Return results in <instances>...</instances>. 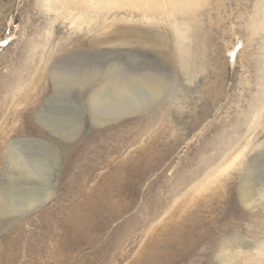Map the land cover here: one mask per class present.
Masks as SVG:
<instances>
[{
    "label": "rangeland",
    "instance_id": "obj_1",
    "mask_svg": "<svg viewBox=\"0 0 264 264\" xmlns=\"http://www.w3.org/2000/svg\"><path fill=\"white\" fill-rule=\"evenodd\" d=\"M252 1L223 0L219 11L203 7L184 42L201 54L194 63L178 49L171 17L142 20L137 10L131 17L122 8L77 16L40 9L36 0H0V143H17L31 170L5 167L1 150L0 253L13 257L21 220L26 250H14L24 251V264H264V192L258 194L264 151L246 175L251 205L239 195L250 147L228 163L247 140L264 144L263 93L256 111L249 110L264 88L263 39L239 34ZM120 20L143 31L148 48L116 55L88 46ZM196 39L202 42L194 45ZM74 42L69 62L66 49ZM53 59L58 65L51 70ZM138 69L161 79L158 96L138 94L130 101L135 110L119 117L106 103L98 107L100 98L88 101L107 78L110 87L114 77L138 78ZM136 150L138 172L115 168ZM152 160L155 169L143 171ZM30 202L36 203L20 211ZM195 208L204 218L183 224ZM62 242L74 248L66 259L54 252Z\"/></svg>",
    "mask_w": 264,
    "mask_h": 264
},
{
    "label": "bare ground",
    "instance_id": "obj_2",
    "mask_svg": "<svg viewBox=\"0 0 264 264\" xmlns=\"http://www.w3.org/2000/svg\"><path fill=\"white\" fill-rule=\"evenodd\" d=\"M36 2L40 9L56 10L58 8H63L66 10H70L71 12H74V15H77V16L86 14L85 12H99V13L101 12L103 14H106L110 12L112 9L122 8V10L124 11L123 14L125 16H131V17L134 16V11L137 10L138 13L141 15L142 20H151V21L156 20L157 21L158 19H161L162 17H165V16L171 17L173 19V28L175 29V31L178 32V35H179V40H177L176 42L177 47L178 49L181 50L182 53L185 54V56L183 57L184 60L189 61V59H191L194 63H197V61H201V54L199 53V50H192L193 46L191 48L189 45L184 44V42L191 38L190 32L195 31L197 29L196 28L197 17L202 13L203 7L206 5L208 7L210 6L211 9L214 8L215 11H219L220 4L223 2V0H36ZM252 2L253 3L251 6L248 4L251 7L250 14L248 15L245 14L246 17H244V20H243L244 24L241 26V30H239V34H243V32L245 31L247 34H250L249 38H252L253 36L259 34V37L263 39V45H264V0H254ZM226 5L228 4L226 3ZM240 9H243V8H240ZM77 19L79 18L73 17V16L70 17V20H73L74 23ZM102 25H104L103 22H102ZM106 27L107 29L104 30V32L102 33L100 37L94 38V39L92 38L93 40H89L90 41V43L88 44L89 47L93 48L95 46L96 48H100L101 46H103L106 49L105 52H107L108 54L111 53V54H116V55L118 54L127 55V52L124 48L138 50V46H142L146 48H148L149 46L148 44L149 41L147 40L146 35H144L143 31L138 29L137 26L135 27L131 24L123 23V21L120 20V22H116V23L110 22L109 24H106ZM145 33L149 34L148 31H145ZM163 37L164 36H160V39L162 42L164 41ZM201 42L202 41L200 39H196L194 45L200 44ZM75 43L76 42L71 44L73 48L66 49V56H68L66 58H69L68 59L69 62L75 61L73 58H71L74 56V53L78 50V49H75V47L78 46L79 44H75ZM166 43H167V40H166ZM58 49H59V52H61L60 48ZM245 53H246V50H243L241 54V59L245 58ZM229 54H231V56L233 57V49L229 51ZM238 54H239V51L237 52L236 61L238 59ZM261 54H262V57L264 58V47H262ZM55 59L50 60L49 62L51 63V70H53L55 66L58 65L57 60ZM259 66H260L261 76L264 77V74L262 73V70H264V66L262 65H259ZM142 71L143 69H138V75L140 74L138 78L135 75H132L131 77H127L126 79H119L117 77H114L111 81L110 87H109L108 78H107V85L106 87L103 88V91L101 93L100 91L96 92V91L90 90V92L88 93L89 97L87 98L88 101L90 100V96L91 97L96 96V98H93L94 101L100 98L98 107H101L103 103L108 104L111 108H114L116 110L114 114L115 117H119L123 113L127 114L129 112H133L132 110H135V107L130 102L132 99H134L138 94H146V93L151 94L154 97L158 96L160 94V88L163 85L160 78L158 77L154 78L152 74L143 73ZM87 86L88 85L84 86L83 89ZM262 93L264 95V88L260 90V93H257L256 96L254 95V97H252L251 101L249 102L250 107H251L249 110L252 113L256 111V108L258 107L259 103L260 104L262 103V98H261ZM263 103H264V100H263ZM94 119L97 121V123H99V117L94 116ZM135 141L136 140L134 139V136H133L132 142H135ZM250 142H251L250 140H247L246 143L242 147H240L239 150H237V153L228 162L229 164L234 162L238 158V156L243 154L244 149H247L250 147L249 150L247 151L246 156H244L249 162L246 163L244 167L242 176L240 177V185H239V195L241 196V200L243 201V203H245L247 206L253 204L254 201H249L251 196H247V189H246V184H245L246 175L248 173L250 163L259 157V154L262 153L260 151H264V144L251 146ZM3 148L5 149L3 151V156L1 160L3 162V165H5V167L7 163L10 166H12L13 163L22 164V166L24 167V171L31 173L30 172L31 170L29 168L25 169V167H27L26 164L28 161L22 159L23 157L21 155L22 152L20 153L19 151L20 149L18 148L17 143L15 146H13L12 143L5 144V145H1L0 143V153ZM135 153H136L135 157L133 155L131 156L127 155L125 158L116 160V162H114L115 168L123 172H134L133 170H136V172H138V150H136ZM25 161L27 162L25 163ZM153 161L154 160H152L151 164L147 166V168L144 169L143 171H146V170L151 171L155 169L156 163H154ZM220 171H221V168H220ZM136 180H138V178H136L135 181ZM114 182H115L116 188H119L116 178L114 179ZM260 188L261 186H258V188L257 189L255 188V189L257 191ZM119 190L121 192L120 188ZM120 192L115 193L117 197H115L112 203L113 207H115L118 211V212H115L117 215H119L121 211V208L119 205H120V200L122 199V195ZM261 192H264L263 188L258 193L260 196H261ZM243 196H247V197L244 199ZM35 203L34 204H32V202L25 203L24 205L21 206V208L23 209H21L20 211L29 210L35 205ZM39 203H41V200L38 201V204ZM104 204L105 203L103 202L102 204L96 205V209L99 210V208ZM89 211L91 212V210ZM200 213L201 211L199 209L196 210V208L189 210V214L182 217V220H183L182 223L186 225L190 222H193V223L197 222L198 224L201 221V219L204 218V215ZM76 216L78 217V215ZM88 218L89 217H86V219L90 221ZM21 222H22L21 220L17 222L18 225H17L16 230H18V234L16 235L15 241L11 242V250H13V254L11 255H13V257H7L6 251L1 252L0 253L1 255L0 264H24L20 260V257L22 256L24 251L16 252L14 250V247H19V246L21 247V249L26 250L25 242H22V240H25L23 239L25 235L20 234V232L24 233L25 231V227L22 225ZM92 222L94 223V221ZM41 234H42L41 231L40 232L38 231V238L39 237L41 238ZM68 244H69L68 242H62L60 244H57L54 249L55 254L57 255L63 254L64 255L63 259H66L68 256H70L74 248L69 244L71 246V249H69L67 247ZM239 244L240 243H238V245ZM234 246H237V244H235ZM8 254H10V252ZM77 255L79 254H76L75 256Z\"/></svg>",
    "mask_w": 264,
    "mask_h": 264
}]
</instances>
